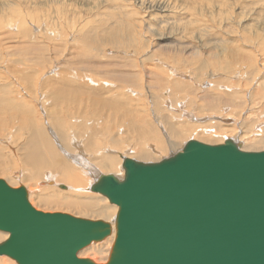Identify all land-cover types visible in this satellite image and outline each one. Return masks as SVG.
I'll use <instances>...</instances> for the list:
<instances>
[{"label":"rangeland","instance_id":"obj_1","mask_svg":"<svg viewBox=\"0 0 264 264\" xmlns=\"http://www.w3.org/2000/svg\"><path fill=\"white\" fill-rule=\"evenodd\" d=\"M83 38L89 40L87 43L92 50L96 49V56H80L83 53L77 46L82 44ZM99 57L112 58L117 67L114 69L111 66L113 62L108 60L105 63L110 64V70L109 66H106L107 69L103 67L105 72L96 61H90L94 62L93 67L83 68L89 58L93 60ZM82 69L95 75H91V83L78 74ZM158 76L160 82L156 81ZM60 84L72 89L86 86L87 92L79 94L77 103H72L75 99H56L53 89ZM0 87V178L13 187L24 185L28 197L33 188L31 177H39L42 170L43 178L46 173L52 176L56 174L51 167L40 171L41 167L29 165L24 142L33 128L46 126L52 140L49 143L51 151L56 153L57 150L63 154L66 161L71 160L68 162L70 165L71 162L75 167L79 165L78 170L80 165H84L85 170L88 168L85 165L89 160L86 146L93 139L87 135L92 130L103 131L102 137L107 140L100 153L102 151L104 156L111 154L121 163L123 157L134 159L129 152L138 142L152 152L151 161H158L181 150L191 138L211 144L230 138L244 150H263L264 146L258 141L252 145L250 140L252 136L259 138L264 126L263 114L262 121L257 122L252 117L253 111L256 112L254 108L259 112L260 105L264 104V0H0ZM101 89L103 93H96L95 96L102 100L115 97L114 100L118 101L113 102L116 107L122 105L119 108L121 114L112 109L113 106L106 110L88 99L89 92ZM108 92L109 95H106ZM215 94L227 101L223 104L216 102ZM203 96L215 101L211 104L213 109H209V99L206 101L202 99ZM125 109H130V117L122 116ZM53 118L60 122L62 120V124L67 122L65 129L71 127L68 128L66 143L70 149L75 148L72 153L66 152L70 149L67 146L63 149L56 137ZM133 123L135 127L130 125ZM169 124H172L171 128L177 136L169 131ZM193 126L199 127L202 133L203 130H210L212 136L195 134L193 130L198 128L194 129ZM138 128L153 131L155 138L139 141ZM226 128L228 131L224 130ZM70 134H79L80 148L73 145ZM158 138L166 146L161 152L155 147ZM52 143L56 144V148ZM114 143H118L116 147L112 146ZM76 151L78 156L80 153V157L85 156L83 160L80 157L73 160L71 155L74 152L77 154ZM150 159L140 160L149 162ZM84 161L85 164H82ZM98 170L96 168L94 174ZM87 175L92 181L93 177L89 173ZM116 176L122 178L119 176L123 175ZM58 184L66 186V189L56 184L58 189L54 186L53 193L46 189L40 196L57 193L66 197V190L77 192L72 187L69 189L64 181H58ZM49 190L51 193H48ZM88 193L95 192L89 190ZM40 196L32 192L28 198L36 209L84 215L82 217L92 219L100 217L41 202ZM92 247L83 250L82 256H79L92 257L96 262L106 261H102L105 257L107 259L109 253L106 244ZM2 256L16 263L6 255Z\"/></svg>","mask_w":264,"mask_h":264},{"label":"water","instance_id":"obj_2","mask_svg":"<svg viewBox=\"0 0 264 264\" xmlns=\"http://www.w3.org/2000/svg\"><path fill=\"white\" fill-rule=\"evenodd\" d=\"M122 178L90 186L118 210L108 257L79 251L112 233L104 219L36 209L0 178V255L17 264H264V149L187 140L158 161L125 157Z\"/></svg>","mask_w":264,"mask_h":264},{"label":"bare ground","instance_id":"obj_3","mask_svg":"<svg viewBox=\"0 0 264 264\" xmlns=\"http://www.w3.org/2000/svg\"><path fill=\"white\" fill-rule=\"evenodd\" d=\"M85 30V29H84ZM95 32V31H94ZM102 32V31H101ZM86 34V33H85ZM90 35V34H89ZM222 35V34H221ZM88 37V36H87ZM85 38V37H84ZM84 38H83V42H82V44H80V45H78L77 47H79V51H81L82 53H83V55H80V56H83V57H89L90 55H92V56H96L95 55V51L94 50H96V49H94V50H92L91 48H90V44H88L87 42L89 41H87V39L86 40H84ZM90 38V37H89ZM88 38V39H89ZM159 38H163V36H159ZM76 39V38H75ZM74 39V40H75ZM81 39V38H80ZM79 39V40H80ZM93 39V38H92ZM164 39V38H163ZM230 39V38H229ZM94 42V41H93ZM41 43V42H40ZM90 43H92L91 41H90ZM38 48V47H37ZM93 48H94V46H93ZM154 50V49H153ZM98 55V54H97ZM253 56V55H252ZM254 58V57H253ZM22 59V58H21ZM248 59V58H247ZM108 60H111L113 63L111 64V66L115 69L117 66L115 65V63H114V60L112 59V58H101V57H99V58H95V59H88V62L86 63V65L83 67V68H85V69H88V68H90L93 64H94V62L93 63H91L90 61H96V62H98L99 64H100V66H101V68H102V70H103V72H105L104 71V69H103V67H108L110 64L109 63H105V61H107L108 62ZM110 62V61H109ZM214 62V61H213ZM229 65V64H228ZM253 65V64H252ZM262 65V64H261ZM93 67V66H92ZM107 67H106V69H107ZM100 68V69H101ZM109 68V70H110V66L108 67ZM77 69V68H76ZM225 69V68H224ZM216 70V69H215ZM254 70V69H253ZM77 71V70H76ZM80 71V70H79ZM95 71V70H94ZM93 72V71H92ZM108 72V71H107ZM36 73V72H35ZM75 73V72H74ZM99 73V72H98ZM78 74L82 77V79L84 80V81H87V82H90L91 83V79H92V76L91 75H93V73H90V72H88V71H83V69L80 71V72H78ZM96 74V73H95ZM106 74H109V73H106ZM173 74V73H172ZM182 75V74H181ZM255 75V74H254ZM93 76H95V75H93ZM97 76V75H96ZM107 76H109V75H107ZM106 76V77H107ZM171 76V75H170ZM97 77H99V76H97ZM240 77V76H239ZM255 77V76H254ZM15 78V77H14ZM202 78V77H201ZM99 79V78H98ZM101 79H103V78H101ZM100 79V80H101ZM156 79V78H155ZM177 79V78H176ZM259 79V78H258ZM104 80V79H103ZM106 80V79H105ZM157 82H160L161 81V78H160V76H158V78H157V80H156ZM162 81H164L163 79H162ZM167 81H168V79H167ZM166 81V82H167ZM175 81V80H174ZM82 82V81H81ZM103 82V81H102ZM13 83V82H12ZM173 83V82H172ZM189 83V82H188ZM152 84V83H151ZM6 85V84H5ZM101 85V84H100ZM102 85H105V84H102ZM244 85V84H243ZM83 86V85H82ZM137 86H139V85H137ZM257 86H258V84H257ZM77 88H70V87H68L67 85H65V84H60L58 87H56V88H54L53 89V95L55 96V98L56 99H62V98H64L65 99V101H71L72 99H75L74 100V102H72V103H77L78 102V99H76V98H78L79 97V94H81V92L82 91H86L87 92V90H86V86L84 87L83 86V88H81V86L80 87H78V86H76ZM166 87V86H165ZM172 87V86H171ZM0 88H2V87H0ZM137 88V87H136ZM174 88V87H173ZM88 89H89V87H88ZM91 89H93V88H91ZM110 89V88H109ZM257 89V88H256ZM168 90V89H167ZM220 90V89H219ZM102 91V89L101 90H97V92H95V91H91V92H89L88 93V95H89V97H88V99L90 100V101H92V103L93 104H95V105H97L98 106V104H99V106L100 105H102V108L103 109H108V108H110L111 106H113V108L112 109H114L115 111H120L121 109H119L122 105H120V104H118L119 106L118 107H116L117 105H115V103H113V102H116L117 100L115 99L114 100V98H109V99H106V100H102V99H100L98 96H95L96 95V93L98 94L99 92H101ZM169 91V90H168ZM198 91V90H197ZM209 91V90H208ZM259 91H261V89L259 90ZM110 92V91H109ZM109 92L106 94V95H109ZM118 92V91H117ZM255 92V91H254ZM256 92H257V90H256ZM262 92H263V90H262ZM101 93H103V92H101ZM115 93H116V91H115ZM119 93V92H118ZM208 93V92H207ZM260 94V93H259ZM87 95V96H88ZM119 95V94H118ZM201 95H203V94H201ZM1 96V95H0ZM105 96V95H104ZM115 96V95H114ZM192 96V95H191ZM208 96V95H207ZM207 96H203V98L202 99H204V100H206V101H208V97H210V95L207 97ZM215 96V99L214 100H216V102H222V104H223V102H225V101H227V99H223L222 97H219L218 95H214ZM214 96H212L213 98H214ZM217 96V97H216ZM109 97V96H108ZM206 97V98H205ZM259 97V96H258ZM82 98H84V97H82ZM117 98V97H116ZM222 98V99H221ZM242 98V97H241ZM85 99V98H84ZM103 99H104V97H103ZM118 99V98H117ZM177 99V98H176ZM191 100V99H190ZM213 99H209V102H210V107H209V109L211 110V109H213L214 108V106H212L211 104H213V103H215V101H214ZM235 100V99H234ZM259 100V99H258ZM57 101V100H56ZM232 101V100H231ZM260 101V100H259ZM80 102H81V100H80ZM89 102V101H88ZM200 102V101H199ZM239 102V101H238ZM52 103V102H51ZM57 103H58V101H57ZM63 103V102H62ZM65 103V102H64ZM69 103V102H68ZM116 103H118V101L116 102ZM179 103V102H178ZM256 103H258V102H256ZM3 104V103H2ZM67 104V103H66ZM82 105V104H81ZM208 105V104H207ZM242 105V104H241ZM69 106V105H68ZM72 106V105H71ZM87 106H89V104L87 103ZM98 106V107H99ZM239 106V105H238ZM31 107V106H30ZM70 107V106H69ZM82 107V106H81ZM216 107V106H215ZM261 107V108H260ZM260 107H258V108H260V110H259V112H258V110H256L257 108H254V110L256 111V112H254L253 111V116L252 117H255V120L258 122V120H261V117L264 115V104H261L260 105ZM1 108V107H0ZM64 108V107H63ZM71 108V107H70ZM69 108V109H70ZM83 108H84V105H83ZM44 110H45V108H43ZM47 109V108H46ZM49 109H51V108H49ZM62 109V108H61ZM69 109H67L66 111L68 112V111H70ZM72 109V108H71ZM181 109V108H180ZM102 110V109H101ZM240 110V109H239ZM2 111V110H1ZM51 111V110H50ZM63 111H65L64 109H63ZM114 111V112H115ZM228 111V110H227ZM66 112V113H67ZM100 112H102V111H100ZM191 112V111H190ZM69 113V112H68ZM68 113H67V115H68ZM188 113V112H187ZM120 114H121V111H120ZM261 114H263V115H261ZM19 115V114H18ZM50 115H52V114H50ZM64 114H62L61 116H63ZM110 114L108 113V116H109ZM119 115V114H118ZM117 115V116H118ZM123 115H127V116H129L130 115V109H125V111L123 112V114H122V116ZM47 116V115H46ZM55 116V115H54ZM60 116V117H61ZM69 116V115H68ZM101 116V115H100ZM121 116V115H120ZM198 116V115H197ZM67 117V116H66ZM69 117H71V116H69ZM68 117V118H69ZM73 117V116H72ZM130 117V116H129ZM47 118V117H46ZM55 118V117H54ZM53 118V120H55ZM63 118V117H62ZM65 118V117H64ZM68 118H65V119H67L68 120ZM74 118V117H73ZM72 118V119H73ZM109 118V117H108ZM124 118V117H123ZM189 118V117H188ZM244 118H246V117H244ZM247 118H249V117H247ZM3 119V118H2ZM50 120H51V118H49ZM58 119V118H57ZM75 119V118H74ZM120 119V118H119ZM145 119V118H144ZM179 119V118H178ZM263 119H264V116H263ZM37 120V119H36ZM48 120V119H47ZM99 120V119H98ZM97 120V121H98ZM104 120V119H103ZM208 120V119H207ZM245 120V119H244ZM247 120V119H246ZM43 121V120H42ZM179 121V120H178ZM237 121V120H236ZM262 121V120H261ZM2 122V121H1ZM4 122H6V121H4ZM29 122H31V121H29ZM119 122V121H118ZM117 122V123H118ZM122 122V121H121ZM124 122V121H123ZM122 122V123H123ZM148 122V121H147ZM168 122V121H167ZM180 122H181V120H180ZM213 122V121H212ZM32 123H33V121H32ZM48 123V122H47ZM56 125L54 126V129L56 130L55 131V134H56V137L59 139V141L61 142V145H63L64 147H63V149L67 146V144L68 143H66V140H67V136H68V134H67V132H68V128H70L71 129V127H68L67 129H65V125L64 124H66L67 122H64V124H62V120H61V122L60 121H56L55 120V122H54ZM109 123V122H108ZM127 123V122H126ZM125 123V124H126ZM171 123V122H170ZM188 123H189V121H188ZM197 123H199V122H197ZM34 124V123H33ZM50 124H51V122H50ZM118 124H120V123H118ZM139 124V123H138ZM175 124H177V123H175ZM223 124V123H222ZM235 124V123H234ZM32 125V124H31ZM30 125V126H31ZM35 125V124H34ZM45 125V124H44ZM64 125V126H63ZM101 125V124H100ZM105 125V124H104ZM131 126L133 125V127H135V123H133V124H130ZM140 125V124H139ZM180 125V124H179ZM207 125V124H206ZM224 125V124H223ZM231 125V124H230ZM257 125V124H256ZM255 125V126H256ZM33 126V125H32ZM31 126V127H32ZM52 126V125H51ZM120 126V125H119ZM122 126V125H121ZM123 126H124V124H123ZM126 126H127V124H126ZM169 126V131L172 133V134H174V136H177L178 134L177 133H175L174 132V130L171 128V126H172V124L170 125H168ZM192 126V125H191ZM200 127H203V126H201V125H199ZM219 126V125H218ZM220 126H221V124H220ZM226 126V125H225ZM228 126V125H227ZM46 127V126H45ZM45 127H43V128H39V129H35V128H33L32 130H30L29 131V135H27L28 137L26 138V141L24 142L25 143V148H24V150L26 149V156H27V161H28V163H29V165L31 166V165H34V166H32V167H35V168H39V167H41V169H40V171L42 170V169H44V168H49V167H51V168H53V171H56V174L54 175V176H52V175H48V173H46V176H45V178H43V174H42V171H41V173H40V175H39V177L37 176V178H32L31 177V181H32V190H31V192H29L30 194H29V197L30 196H32V192L33 193H35L36 195H41L42 194V191L44 190V191H46V189H50L51 190V192H52V190H54V186L57 184V186L58 187H60V188H63V189H66V186H64V185H62V184H58V181L59 182H62V181H64V182H66V184L69 186V189L72 187V189H74L73 191H77V192H72V191H69V190H66L65 191V193L67 192V195L68 196H66V197H61V196H59V194H52V195H46L45 193L42 195V196H40L39 198H41V202H44V203H48V204H53V205H56V206H59L60 208H74L77 212H82L83 214L84 213H88V214H92L93 216H94V214L95 215H97V216H100V217H103L106 221H108V222H110L111 223V225H112V233L109 235V236H107L105 239H103L100 243H91L90 245H88L87 247H85V248H83L82 250H80L79 251V254L78 255H80V256H82V254H83V250H85V249H87V248H91L93 245H99V244H106V246L108 247V252H109V250H110V245L112 244V241H113V239H114V218H115V215H116V212H117V210H118V206L116 205V204H110V203H106L107 201L106 200H108V198L106 197V196H104L103 194H101V193H99V192H95V193H88V191L90 190V186L92 185V183L98 178V176L100 175V171L101 172H103V173H101V174H104V173H106V174H109V173H111V174H113V175H123L124 174V169H123V166H122V163H123V160H124V158L125 157H123L121 160H122V163L117 159V157H115V156H111V154H110V156H104V153H103V155L101 154L102 153V151H101V153H100V148L102 147V146H105V145H107V140H106V138L104 139L102 136H103V131H101L100 130V132L102 133H99L98 132V130H92V131H90V133H88V135L87 136H89V138L90 139H93V141H91V143H89L88 142V146H86L87 147V152L89 153L87 156H89V160L87 161V163L85 164V161H84V163H82V164H85V165H87V169L85 170V169H83V167H84V165L81 167V165H80V170H78V167H79V165L77 166V167H75V166H73L72 165V162H71V165H70V163H68V162H70L71 160H65V158L62 156L63 154H60V153H58L57 152V150H56V153H53L52 151H51V149H50V146H49V143L50 142H52V140L50 139V135H49V133H48V129H46ZM100 127V126H99ZM151 127V126H150ZM194 127H197V126H193V128ZM205 127V126H204ZM112 128H113V126H112ZM117 128H119V127H117ZM153 128V127H152ZM152 128H151V131H152ZM175 128V127H174ZM192 128V127H191ZM198 129H195V130H193V129H191V130H193V132L195 133V134H202V135H210L211 134V136H212V133H210L209 131L210 130H208V131H205V130H203V133H202V131L201 130H199V127H197ZM206 128V127H205ZM207 128L209 129V126H207ZM231 128V127H230ZM230 128H228L229 130H230ZM28 129V128H27ZM79 129V128H78ZM179 129V128H178ZM26 130V129H25ZM29 130V129H28ZM147 130V129H146ZM221 130V129H220ZM224 130H227V128L226 129H224ZM224 130H221L222 132L224 131ZM234 130V129H233ZM239 130V129H238ZM155 131H156V129H155ZM215 131H216V129H215ZM228 131V130H227ZM231 132H232V130H230ZM237 131V130H236ZM254 131V130H253ZM261 132H262V135H260V137L257 135V133H255L259 138H257V139H254V137L252 136V138H251V140H250V144H252V145H255V142H257L258 144H261L262 146H264V126H263V128L260 130ZM26 132H28L27 130H26ZM73 132V131H72ZM109 132V131H108ZM121 132V131H120ZM124 132V131H123ZM209 132V133H208ZM217 132V131H216ZM215 132V133H216ZM226 132V131H225ZM231 132L229 133V134H231ZM235 132V131H234ZM238 132V131H237ZM244 132V131H243ZM259 132V131H258ZM71 133V132H70ZM78 133H80V132H78ZM154 132L152 131V132H147V131H145L144 129H142V128H138V134H137V137H138V140L139 141H144V140H148L149 138H153V136H154V134H153ZM219 133V132H218ZM241 133H242V131H241ZM240 133V134H241ZM254 133V132H253ZM54 134V135H55ZM109 135H110V132L108 133ZM113 134H114V132H113ZM122 134V133H121ZM199 134V135H200ZM233 134V133H232ZM239 134V135H240ZM71 135V137H70V140H71V142L73 143V145H75V147L76 148H80V144L79 143H81V140L80 139H78V135L76 136V135H74V134H70ZM69 135V136H70ZM115 135V134H114ZM125 135V134H124ZM201 135V136H202ZM227 135V134H226ZM245 135H246V133H245ZM244 135V136H245ZM249 135H250V133H249ZM159 136V135H158ZM173 136V135H172ZM197 136V135H196ZM241 136V135H240ZM243 136V137H244ZM251 136V135H250ZM249 136V137H250ZM255 136V135H254ZM115 137H116V135H115ZM204 137V136H203ZM202 137V138H203ZM246 137V136H245ZM256 137V136H255ZM154 138H155V136H154ZM241 138V137H240ZM89 139V140H90ZM115 139H117V137L115 138ZM246 139H247V137H246ZM246 139H244V140H246ZM56 140V139H55ZM151 140V139H150ZM248 140V141H249ZM95 141H96V144H95ZM247 141V142H248ZM70 142V141H69ZM83 142L85 143V141L83 140ZM117 142H119V141H117ZM155 142V141H154ZM246 142V143H247ZM83 143V144H84ZM87 143V142H86ZM19 144V143H18ZM20 144H21V142H20ZM23 144V143H22ZM55 144V143H54ZM118 144V143H117ZM117 144H112V146H114V147H116L117 146ZM52 145H53V143H52ZM56 145V144H55ZM55 145H53L55 148H56V146ZM60 145V144H59ZM69 145V144H68ZM84 145H86V144H84ZM108 145H109V143H108ZM260 145V146H261ZM121 146V145H120ZM248 146V145H247ZM24 147V146H23ZM62 147V146H61ZM85 147V146H84ZM108 147V146H107ZM113 147V148H114ZM119 147V146H118ZM160 152L162 151V150H165V145L162 143V141L158 138L157 140H156V146H155ZM67 148L68 149H70L68 146H67ZM71 148H73V146L71 147ZM109 148V147H108ZM112 148V147H111ZM21 149V148H20ZM62 149V148H61ZM66 149V148H65ZM67 149V150H68ZM75 149V148H74ZM74 149L72 150V149H70V150H68V151H66V152H73L74 151ZM114 149H116V148H114ZM131 149V148H130ZM24 150H22V151H24ZM82 150V149H81ZM102 150H103V148H102ZM126 150V149H125ZM83 151V150H82ZM86 151V150H85ZM131 152H129V155H131V157H134V159H137V160H140V159H144V160H146V159H150L151 157H152V152L151 151H148V150H146L143 146H140L139 145V142L137 143V146H135L134 148H132L131 150H130ZM80 152V151H79ZM104 152V151H103ZM23 153V152H22ZM21 153V154H22ZM76 153L77 154H75V152H74V155L72 154H70L71 156H72V158H73V160L74 159H78V157H80V154H79V156H78V152L76 151ZM131 153V154H130ZM159 153V152H158ZM165 153V152H164ZM163 153V154H164ZM24 154H25V151H24ZM24 154L22 155V156H24ZM115 154V153H114ZM113 154V155H114ZM169 154V153H168ZM18 155V154H17ZM64 155H66L65 154V151H64ZM109 155V154H108ZM123 155V154H122ZM161 155V154H160ZM83 156V155H82ZM83 157H85V156H83ZM83 157H80V158H82V160H83ZM119 157V156H118ZM122 157V156H121ZM127 158H130V157H127ZM87 159H88V157H87ZM153 159H154V157H153ZM4 160V159H3ZM24 160V159H23ZM80 160V159H79ZM79 160H76V162L77 161H79ZM143 160V161H144ZM140 161H142V160H140ZM150 161H151V159H150ZM153 161V160H152ZM82 162V161H81ZM27 163V162H26ZM53 163V164H52ZM5 164V163H4ZM80 164V163H79ZM93 164V165H92ZM94 167H96V168H98L99 170L97 171V173H95V174H97V175H95L94 174V172H96V168H94ZM120 168L123 170V171H121L120 170ZM2 171V170H1ZM0 171V172H1ZM28 171V170H27ZM39 171V170H38ZM37 171V172H38ZM84 171H87L86 173H84ZM4 172V171H3ZM24 173H26V172H24ZM32 173V172H31ZM89 173V175L91 176V177H93V180L91 181V180H89V179H91V178H87V174ZM20 174H22V173H20ZM85 175H87V176H85ZM28 176V175H27ZM35 176V175H34ZM89 176V177H90ZM116 177H118V176H116ZM119 177H123V176H119ZM21 179V178H20ZM38 179H40V180H38ZM10 184V183H9ZM56 187V186H55ZM57 188V187H56ZM58 189V188H57ZM50 190H49V192L48 193H51L50 192ZM57 191V190H56ZM62 190H60V192H61ZM64 191V190H63ZM91 191V190H90ZM55 192V191H54ZM92 192V191H91ZM53 193V192H52ZM63 194H65L64 192H62ZM62 193H60V194H62ZM70 194V195H69ZM46 195V196H45ZM103 195V196H102ZM28 197V198H29ZM109 201V200H108ZM43 203V204H44ZM63 205V206H62ZM40 209V208H39ZM71 210V209H70ZM69 211V210H68ZM82 213H80V215L82 214ZM76 214V213H75ZM82 216H84V215H82ZM85 216H87V215H85ZM96 216V217H97ZM95 217V216H94ZM99 217V218H100ZM88 218V217H87ZM7 236H8V233H6V232H0V242L1 241H3V240H5L6 238H7ZM109 245V246H108ZM96 247V246H95ZM89 248V249H90ZM96 249L98 250L99 248H97L96 247ZM95 249V251H97ZM88 250V249H87ZM92 250H93V247H92ZM102 250H104V249H102ZM106 250V249H105ZM104 250V251H105ZM100 251V250H99ZM107 252V253H108ZM106 253V254H107ZM85 254V253H84ZM100 254V253H99ZM102 254V253H101ZM86 255V254H85ZM84 255V256H85ZM7 256V255H6ZM92 256V255H91ZM95 256V255H94ZM93 256V257H94ZM88 257V256H87ZM96 257V256H95ZM92 258V257H91ZM93 259V258H92ZM97 259V258H96ZM99 260H101L100 258H99ZM104 260H106V257L102 260V261H104ZM95 261H97V260H95ZM100 262V261H99ZM0 264H17V263H14L12 260H10V259H7L6 257H3L2 255L0 256Z\"/></svg>","mask_w":264,"mask_h":264}]
</instances>
